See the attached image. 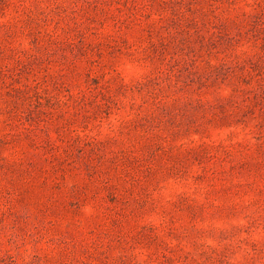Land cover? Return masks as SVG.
<instances>
[{"label": "rangeland", "instance_id": "374dc122", "mask_svg": "<svg viewBox=\"0 0 264 264\" xmlns=\"http://www.w3.org/2000/svg\"><path fill=\"white\" fill-rule=\"evenodd\" d=\"M0 264H264V0H0Z\"/></svg>", "mask_w": 264, "mask_h": 264}]
</instances>
